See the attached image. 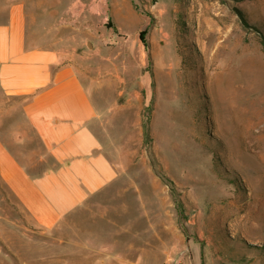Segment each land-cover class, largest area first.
Listing matches in <instances>:
<instances>
[{"label": "rangeland", "instance_id": "rangeland-1", "mask_svg": "<svg viewBox=\"0 0 264 264\" xmlns=\"http://www.w3.org/2000/svg\"><path fill=\"white\" fill-rule=\"evenodd\" d=\"M130 1L137 29L57 35L117 177L52 229L0 180V264H264V0ZM21 103L0 133L37 149Z\"/></svg>", "mask_w": 264, "mask_h": 264}, {"label": "crops", "instance_id": "crops-1", "mask_svg": "<svg viewBox=\"0 0 264 264\" xmlns=\"http://www.w3.org/2000/svg\"><path fill=\"white\" fill-rule=\"evenodd\" d=\"M97 20L125 32L144 19L130 0H0V90L22 97L21 111L38 145L27 148L21 130L13 144L0 133V180L43 229L54 228L118 174L92 128L94 102L58 45L63 28L101 33ZM111 257L110 264H152L141 249Z\"/></svg>", "mask_w": 264, "mask_h": 264}, {"label": "trees", "instance_id": "trees-1", "mask_svg": "<svg viewBox=\"0 0 264 264\" xmlns=\"http://www.w3.org/2000/svg\"><path fill=\"white\" fill-rule=\"evenodd\" d=\"M144 34H145V29H141L138 32V39L144 44Z\"/></svg>", "mask_w": 264, "mask_h": 264}]
</instances>
